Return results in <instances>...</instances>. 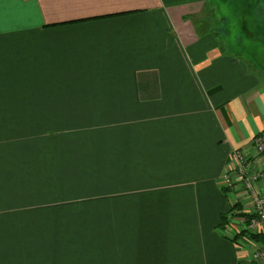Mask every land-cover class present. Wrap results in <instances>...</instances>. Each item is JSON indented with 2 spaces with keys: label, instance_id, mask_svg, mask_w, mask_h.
Returning <instances> with one entry per match:
<instances>
[{
  "label": "crops",
  "instance_id": "1",
  "mask_svg": "<svg viewBox=\"0 0 264 264\" xmlns=\"http://www.w3.org/2000/svg\"><path fill=\"white\" fill-rule=\"evenodd\" d=\"M214 9L0 0V264H247L220 179L264 76Z\"/></svg>",
  "mask_w": 264,
  "mask_h": 264
},
{
  "label": "rangeland",
  "instance_id": "2",
  "mask_svg": "<svg viewBox=\"0 0 264 264\" xmlns=\"http://www.w3.org/2000/svg\"><path fill=\"white\" fill-rule=\"evenodd\" d=\"M210 1L212 5L214 6V8L216 9V12L220 16L226 17V22H227L226 27L232 30L231 37H233V43H232L233 48L240 49V50H242V48L246 49L247 55L243 54V57L246 56L245 59L247 60L248 65L255 67L256 69H258L259 72L262 71V74L264 76V34L262 35L264 30H259L257 26L250 25V22L248 21L250 19L248 8H249V5H252L253 1L252 2H250L251 0H210ZM251 20L256 21L253 17H251ZM213 32L219 35V33L217 32V27L215 23L213 25ZM244 40H246L245 45H244L245 47L244 46L242 47ZM4 124L5 123H0V143L6 134L3 132ZM25 124L30 125L31 123H15V125H25ZM256 137L257 136H255V138ZM253 141H252V144H253ZM252 144L248 146L247 148H241V150L243 149L246 150V153L249 155L252 153L254 154L255 148H252L254 147L252 146ZM236 150L237 149L233 150L230 154L229 163L223 172V175L220 179V184H221V181H223L225 172H227V170L229 171L230 169L229 165L233 163V160H234L233 156ZM249 161L250 163L248 164V166H250L251 163H253L254 166L253 168L246 167L245 175H242L240 177H235L233 179V181H235L237 185H244V183L247 182V180L255 177L256 170L260 171V169H264V156L259 159L251 158L249 159ZM2 163H3V157L2 155H0V166L2 165ZM252 185H253V191L257 193L258 195H260L261 197H264V179L258 177L257 180H252ZM0 188L1 190H3V185H1ZM16 190H17V187L14 186V191ZM223 192L227 196H235V194H231V193L229 194L225 190H223ZM9 198H11V196H9ZM236 200H237L236 205L238 206V208L240 210L243 209L245 207V204H244L245 202H238L237 196H236ZM9 202L11 203V201ZM12 204L13 206H15L16 202L13 200ZM9 208H12V207H9ZM224 231L225 233H227V228H225ZM245 236H247V233L244 232L243 237L245 238ZM253 236L254 235H252L251 237L253 238ZM244 238H241L235 241V243L242 250L244 254V258L247 261V264H264V262L261 261L260 258L258 257L263 252V250L261 249L259 245L257 246L252 245V247H249V248L246 247V249L244 248L245 244L247 245L251 243L258 244V241L254 239L255 237L253 239L250 238V241H249L250 243H247V241L245 240L246 238L245 239Z\"/></svg>",
  "mask_w": 264,
  "mask_h": 264
},
{
  "label": "built area",
  "instance_id": "3",
  "mask_svg": "<svg viewBox=\"0 0 264 264\" xmlns=\"http://www.w3.org/2000/svg\"><path fill=\"white\" fill-rule=\"evenodd\" d=\"M252 148L254 149V154H247L246 150L237 149L234 153L233 163L229 165V171L225 172L223 181H221V188L227 191L229 194H235L237 196L238 202H245V211L234 212L230 215L227 228V233L232 236L243 237V233H247L245 240L250 243L251 236L260 234L264 232V197H261L253 191L252 180H257V178L264 179V169L256 170V175L254 178L247 180L244 185H237L233 179L235 177H240L246 174V167L253 168V163L250 166L249 159L256 158L259 159L264 156V133L257 135L254 139ZM239 214H243V217H239ZM247 245V244H245ZM250 247L252 245H259L263 252L258 256L261 261L264 262V243H251L248 244Z\"/></svg>",
  "mask_w": 264,
  "mask_h": 264
},
{
  "label": "trees",
  "instance_id": "4",
  "mask_svg": "<svg viewBox=\"0 0 264 264\" xmlns=\"http://www.w3.org/2000/svg\"><path fill=\"white\" fill-rule=\"evenodd\" d=\"M250 2H252V5H249V8H248L249 9V17H250V19L249 20L247 19V20L250 22V25H255V26H257V28L259 30H264V0H251ZM213 11H214L215 15L212 16L211 20L215 21V23H217L218 19H219V16H218L219 14L215 13V11H216L215 9ZM251 17H253L256 21H252ZM188 19H190V18H188ZM263 34H264V31H263L262 35ZM237 211L242 212L238 208V206L236 205L232 209L231 214H233L234 212H237ZM238 216L239 217H243L244 215L243 214H239ZM228 220H229V218H228ZM222 224H223L224 228H228L229 227L228 221H226V223L223 222ZM253 238L256 239V240H259V239L264 240V232L254 235ZM231 239H233L234 242H235V241L238 240V236H235V237H233Z\"/></svg>",
  "mask_w": 264,
  "mask_h": 264
}]
</instances>
